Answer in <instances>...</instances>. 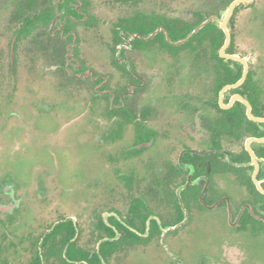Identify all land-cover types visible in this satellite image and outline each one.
I'll return each instance as SVG.
<instances>
[{
    "label": "trees",
    "instance_id": "16d2710c",
    "mask_svg": "<svg viewBox=\"0 0 264 264\" xmlns=\"http://www.w3.org/2000/svg\"><path fill=\"white\" fill-rule=\"evenodd\" d=\"M131 8V13L111 21L109 40L103 41L102 47L107 49L110 56L112 70H99L90 65L83 57L81 50V34L78 29L83 26L98 33L101 18L92 11L93 0H14V9L8 15L7 34L9 41L6 43L7 66L0 62V103L5 99L7 86L18 84L17 68L20 60V51L29 49V44L34 43V50L49 51L50 58L59 63L58 71L67 74V84L80 82L82 85L95 87L96 103L104 100L102 115L112 119L107 131V143H115L124 135L127 124L137 126V136L134 144L122 155L137 157L150 145L154 132L137 121L138 113L127 106V95L131 87L138 93L147 84L141 73H136L137 68L133 60L130 67L125 62L126 49L120 47L124 42V33H138L148 36L158 27L162 26L168 31L172 40L185 38L196 26L201 24L211 11L192 9L186 16L171 15L168 12L147 10L142 7L144 0H112ZM232 0H216L215 5L226 7ZM257 1L248 6H255ZM8 8V0H0V8ZM242 7L239 6L235 13ZM234 19L230 26L233 27ZM100 38H104L101 36ZM31 39V41H30ZM225 40L224 31L217 24L211 22L196 33L189 41L181 45L171 44L163 30L154 37L145 40L136 37L132 44L134 49L151 50L158 47L163 52L179 53L182 49H189L193 53L194 66H200L202 55L206 47L210 55V67L214 73V97L211 102L215 105L216 120L209 121L208 149L188 151L182 156V162H191L195 167V176L201 174L212 175L214 172L223 171L233 173L237 181L243 185L249 196L243 200L237 210H232L235 219V228L260 234L264 231V194L261 193L253 179V166H236L228 161L218 158L224 153L216 152L217 148L229 147L235 162H248L250 154L244 146L249 136H264V123H258L248 118L245 105L237 101L231 108L223 109L218 103L220 89L229 83H235L243 73L242 63L230 60L226 62L219 55V49ZM236 41L235 31L232 30V43L229 52L234 49ZM208 45V46H207ZM1 59V58H0ZM92 72L91 75L89 73ZM256 69H251L245 82L232 89L245 95L253 105V113L264 116V80L258 75ZM79 75V76H78ZM86 75V76H85ZM84 76V77H83ZM95 77V78H94ZM128 79V83H124ZM11 94V93H10ZM130 101V99H129ZM2 105H0L1 107ZM114 119V120H113ZM236 143L238 150L232 148ZM254 150L264 158V143H253ZM258 175L264 178V161ZM178 173L183 170L180 164L171 167ZM114 174L124 185V196L127 201L126 209L118 207L114 199L107 203L99 202L94 205H82L84 211L92 219L95 226V237L91 243H81V236L86 229L83 223H75L72 218L50 205L35 207L31 211V219L27 229L18 233L17 260L11 257L9 232L12 222L9 213H0V264H115L122 255L129 253L134 248H144L151 245L162 235V226H169L180 222L184 218L183 207L191 210L188 201L192 195L197 207L202 209L204 204L215 207L217 198L209 196L199 185H187L181 192L177 188L184 184L185 179L178 181L172 189L155 188V176L152 165L142 173H137L134 168L130 170H115ZM264 186V182H263ZM64 194H68L64 191ZM223 197H227L223 195ZM160 200V202L158 201ZM171 201H174L172 203ZM159 202V203H158ZM227 202L224 199L220 206ZM207 205V206H208ZM104 212H116L109 217V223L104 218ZM175 214L173 220L166 219V215ZM82 215V214H81ZM160 217L161 223L157 219ZM82 217V216H81ZM83 219V217L81 218ZM22 226L20 225L19 228ZM22 231V232H21ZM25 238L28 242L25 245ZM79 260V262H77Z\"/></svg>",
    "mask_w": 264,
    "mask_h": 264
},
{
    "label": "flooded vegetation",
    "instance_id": "af4514ba",
    "mask_svg": "<svg viewBox=\"0 0 264 264\" xmlns=\"http://www.w3.org/2000/svg\"><path fill=\"white\" fill-rule=\"evenodd\" d=\"M233 1L234 0H232L226 7L218 8L214 3L216 2V0H205L203 1V3H206L204 7H196L193 9H203V10L205 9V10L211 11L210 15H208L204 21L210 19L207 22V24L213 22L217 24L218 27L224 31V29L221 27V22L224 19V14L222 13ZM254 1H257L255 6H248L250 3H253ZM239 6H241L242 9L239 10L238 13H235L236 9ZM186 14L183 16H186ZM171 15H177V14H171ZM233 19H234V23H233V27L231 28L230 23ZM227 25L231 32V41L228 47L226 48V52L229 54H239L240 56L246 58L248 66H249V72L251 69H256L257 73H259L258 75H260V77H263V80H264V0H253L249 3H246L245 5H238L235 8L234 12L232 13L231 17L229 18ZM162 30L166 34V30L164 28ZM232 30H234L236 34V41H235V46H234V49H236V52L228 51L232 43ZM190 33L187 36H189ZM132 35L133 33H130V34L124 33L125 40L122 43L124 44L123 47L126 49V53H125L126 55H125L124 60L127 63L128 67H130V64H129L130 60H133L135 62V60L129 54V52L131 51H137V52L143 51V52H148V53L155 52L153 54H158V55L160 54V52H163L158 47H153L151 50L134 49L132 42L135 38H132ZM192 37H190L189 40ZM166 38L171 44H174L168 39L167 34H166ZM225 39H226V34H225ZM242 40L246 41V45L250 47V50H249L250 56L245 54L244 51H241L242 50V47H241ZM172 41L176 42L178 40H172ZM224 43H225V40H224ZM181 44H178V45H181ZM174 45H177V44H174ZM33 46H34V43L31 42V45L29 46V50L32 51V54L28 56V59L30 61V63H28V66H29L28 75L30 76L29 83H27L28 87L29 85L38 86L40 82L39 77L40 76L42 77L43 74L45 76L46 74H48V73H42V74L36 75L33 72V64L34 62H36L35 59L37 56V51L33 49L34 48ZM221 48L219 49L220 57H222L228 63L230 60H234V59L221 56L220 54ZM39 51H44V50L41 49ZM165 53H168L170 55V57L173 59V62L169 64L168 68L165 69L164 73H158L157 75L158 81H157V90L155 92V97H154L155 101L152 99L150 103L148 102L147 104L143 105L140 108H137L136 106L134 107V105L132 104V99L140 96L141 94L145 92L147 88L146 86L147 84L143 86L142 90L139 91L138 93L133 92L134 88L131 87L132 94L129 92V94L127 95V98H128L127 106L130 107V109L133 112L138 113L137 121H141L144 124V126L150 128L154 132L150 145L143 151V153L140 154V156L138 157L134 155L131 158L142 157L144 156L145 153L150 151L149 150L150 148L152 150L154 149L153 160L150 164L149 163L145 164L144 171L146 172V169L152 165V170L155 176L154 186L158 190H160L161 188H165V189L172 188L173 189L176 186L175 184L178 181H182L185 179L184 184H182L181 186L177 188L178 194H179V189H181V192H182V190L185 189L188 184L200 186L202 182L204 181L205 183H203L202 187L203 189L206 190V193L210 197L214 196L215 198H217L219 194H220V197L222 196L221 199L217 198L214 200L216 201L215 207H209V205L206 203L204 204L205 207L200 209L197 207L196 202H194L195 199H193L191 195L188 203L191 206H193L192 209L189 210L186 207H183V210L185 213L184 218L176 224L169 225V226H176V228L174 229L171 228L167 231H164V229L168 226H162V231H163L162 235L157 240H155L153 244H155L158 247H162L166 251V253L168 254V257H170L169 258L170 262H166L167 264H181L180 259L177 258L173 253H171V249L167 243V237L172 235V233L177 232L182 227L186 226L187 223L191 222L195 218L197 219L198 217L199 218L201 217L200 218L201 220L214 219L213 221L215 222L217 221L216 222L217 230H219L220 227L226 224L227 228L229 229V232H233L234 234L247 233L248 236L250 237H262L264 239V231L261 232L260 234H253L249 231H241L235 228V219L233 217L232 210H237L240 207L241 202L249 196V193L246 190V188L237 181L235 174H233L232 172L226 174L223 171H217V172H214L210 176L208 174L203 173L199 176L194 177V174H195L194 165L191 162H182V156L186 152L196 151V150L201 152L202 150L209 148L208 138L210 137V135H209V128L207 127V125L209 124L210 120L213 121V120H216L217 118L216 117V114H217L216 107L211 102V100L214 97V89H213L214 88V73L210 67L211 59H210V55L208 52V48L206 47V52L202 55L200 66H194L193 53L189 49H182L181 51H179V53H176V52H173V53L165 52ZM235 61H238V60H235ZM238 62L242 63L243 72H244V69H245L244 63L241 61H238ZM46 64L47 65L51 64L52 68L55 67L54 69H51L52 73L58 72L60 75L64 77L63 80L67 82V74L62 73L58 71L57 69L59 66V63H56L51 59V63L48 62ZM136 68H137L136 73H141L146 80L148 77L147 74L141 69H139L137 64H136ZM112 72L118 73L114 70H112ZM249 72L245 80L247 79ZM91 74L92 72L89 73V75ZM241 77L239 79H241ZM63 80H60L59 83L52 85L55 91H61L62 89H66L70 93H72L74 96L75 94L78 93L81 99L83 98L87 99L88 102L86 104H87L88 110L92 113V115H96L97 103H96L95 87L91 85L83 84V86H80L79 88H77L79 84H81L80 82H77L78 84H76L75 87H72L73 89H70V88H66L67 86H65L66 84H64ZM245 80L243 81V83L245 82ZM146 81L148 82V80ZM124 83H128V79H124ZM229 84H233V83H229ZM222 88L220 89L219 94H218V103L221 108L229 109L237 101H240V100H236L231 107L224 108L220 102V92ZM235 88H231L225 91L224 97H223V101L225 104H228L230 102L233 95L241 94L240 92H233L232 89H235ZM82 89H85L84 91V95H86L85 97L82 96L83 93H81L80 91ZM16 91H17V85L6 87V90H5L6 93L4 95L5 99L3 103H0V105H2L0 107V114L3 112V108H4L3 106H7V107L11 106L10 104L13 103L12 96L15 94ZM241 95L247 98L245 95L243 94ZM42 99H43L42 103L44 105L46 104L45 106L47 109L50 108V105H53V106L56 105V102L49 101V98L47 97H42ZM33 106L36 107L38 111L44 110V108L40 109L36 105H33ZM252 112H253V105H252ZM14 114H15L14 111H11L10 109V112L7 115V118H10V117L13 118ZM246 114H247V107H246ZM259 117H264V116H259ZM104 119L106 121L105 124H99L96 118L94 117H92L89 121V124H88L90 127L89 136L91 140L92 139L94 140L89 150V154L91 157H97L99 153H102L104 144L105 145L114 144V143H107L105 140L107 139L106 137L107 131L110 128L112 119H108L106 117H104ZM255 122L264 123V121H255ZM18 127H19V124L18 125L16 124V126H14L13 128L15 130V128H18ZM129 131H130L131 137L130 139L128 138L129 141L127 142L126 135ZM0 135H1V130H0ZM20 135L21 133L19 134V136ZM19 136L16 137L14 134L13 139H17ZM136 136H137L136 124L134 123L127 124L124 130L123 137L115 141V143H118L120 141H126L128 144L124 146L123 150L125 152L134 144L136 140ZM250 137L262 138L264 136L247 137L244 142L245 148H246V141ZM42 138L43 137H41V139ZM43 142H45V140H43ZM25 143H27V140L22 142V144L24 145L23 153L15 152V154L17 155L19 154V156L20 155L26 156L30 145L27 143L28 145L25 146ZM34 143L36 145H39L38 141L36 142L34 141ZM48 143H49V140L47 139V144H45V146L40 144L39 147L40 146L44 147L47 151H50L52 155L53 154L57 155L56 151H58V149L61 148L60 147L61 145H57L51 150ZM253 143H264V141H252L251 142L252 148H253L252 146ZM232 148L235 150H238L240 148V145L236 143L234 146H232ZM229 149H230L229 147H225V148L222 147V148H217L214 150H216L217 153L218 152L224 153V156L222 154L218 155L219 159H222L223 161L224 160L228 161L232 163L233 165H236V166L252 165L253 166L252 179H253V174L256 169V166L253 163H251L252 156L250 152L247 150V148L246 150L250 154L251 158L248 162H243V163L233 161V157H232V154L229 152ZM122 151L120 152V154H122ZM255 153L257 155V160L259 162V171L257 174V178L259 179L258 175L262 168L261 162L264 161V158L259 156L256 151ZM128 158H129V155L124 154V159L127 160V162L129 161ZM177 164H180L181 167L183 168V170L178 173L171 170L172 165L177 166ZM12 171L13 172H12V177L10 179V184H8L6 188L2 187L0 184L1 191L6 195V197H0V206L1 208H3V210L0 211V213L1 212L9 213V215H11V218H12V222L10 225L11 231L9 232V236H10V243L13 244L10 250L11 257L13 260L15 261L17 260V254H18L17 250L18 249L20 250L22 248V247H19L17 244L18 243V233L21 229H27L28 227L27 224L30 222V219L32 216L31 211L34 207L36 209H41L42 206L50 205L52 207H55L56 209H59L58 211L65 214L67 218H72L75 223H83L86 229H84V232L82 236L80 237L81 243L88 244L92 242V239H94L95 237V229H94L95 226L92 224V219H90L88 215H86L85 217L82 216L83 219H81L82 218L81 214H78V215L67 214L62 208V206H64L68 201L75 202L79 199V197L74 196V191H73L74 189L72 187H69V189L68 187L67 188L65 187V189L64 187L63 188L59 187L60 186L59 184H63V181H62L60 173L58 172L59 167H58L57 162L52 167L42 166L40 167L39 170L31 169V172L29 173L28 177H25V179L24 177H18L17 166H15V169L12 168ZM52 172L53 174H55L54 181L51 179V177L50 179L52 181L49 179L50 173ZM259 180L261 182V185L263 186L264 178L259 179ZM70 188H72L73 190H71ZM88 188H89V190H87L88 192L89 191L93 192L94 189L90 184L88 185ZM239 189H242V191L246 192V194L242 197L241 196L238 197V194H240ZM21 191H23V194H21ZM64 191H67L68 194L65 195ZM181 192L179 194L180 197H181ZM223 195H226L227 197H223ZM53 198H56L58 200L54 202L55 200L53 201L52 200ZM224 199L226 200L227 203L225 205L220 206L221 202H223ZM66 200L68 201L66 202ZM92 200L93 198H90V196H88V198H84L85 204H81V206L82 205H94L92 203ZM60 201L62 202L60 203ZM158 201L160 202V200ZM171 202L174 203V201H171ZM6 206L10 208L9 211H6L5 209ZM186 211H187V218H186ZM218 212L219 213L221 212V215L223 217L222 221L215 217L216 215H218ZM105 213H110L108 218L104 217L107 223H109L108 219L111 215H116L117 218H120V216L116 214V212L115 214H113V212H104V214ZM174 218H175V214L169 213L166 215V219L168 220H173ZM157 219L161 223L160 217L157 216ZM20 225L22 226L21 228H19ZM86 234L87 236L85 237ZM27 242L28 240L27 238H25V245L27 244ZM150 247L151 245H148L144 247L143 249H147ZM159 260L163 261V257H159ZM80 261H82L85 264H88L83 260H80ZM77 262H79V260ZM207 263H208L207 261L206 262L201 261L199 264H207ZM104 264H107V263H104Z\"/></svg>",
    "mask_w": 264,
    "mask_h": 264
},
{
    "label": "rangeland",
    "instance_id": "374dc122",
    "mask_svg": "<svg viewBox=\"0 0 264 264\" xmlns=\"http://www.w3.org/2000/svg\"><path fill=\"white\" fill-rule=\"evenodd\" d=\"M203 1L205 0H144L141 5L147 10L155 9L170 14L185 15L190 9L204 7L206 3H203ZM13 2L14 0H8L9 7L0 8V62L6 63V66L8 61L6 43L9 41L6 36L10 33V30L7 29L8 15L14 9ZM92 11L101 18V22L98 33L85 28L84 25L78 27L82 38L81 50L83 57L85 56L88 63L97 69L111 71L110 56L107 49L104 46L102 47V43L109 40L108 34L111 21L123 15H129L131 8L128 5L122 6L112 0H93ZM101 36L104 38H100ZM28 41L27 45H31V42ZM123 46L124 44L120 47ZM241 47V51L250 56V47L246 45V41L242 40ZM153 53L129 52L138 68L148 76L145 92L132 99V104L137 108L155 99L157 75L158 73H164L169 64L173 62L168 53L160 52L159 55ZM30 54H32V51L28 48L20 51L17 68V91L12 96L11 108L3 106V112L0 114L1 186L6 188L10 184L12 168L15 169V166H17L18 177H24L25 179L31 169L39 170L42 166L52 167L57 162L58 172L63 181V184H59V187H64V189L65 187H68V189L72 187L74 190L70 189L74 191V196L79 197L75 202L66 200L69 203L67 202L62 208L67 214H82L81 216L85 217L87 211L83 210L81 204H85L84 198H88V196L93 198V204L107 203L114 199L113 201L117 203L118 207H121L122 210L126 209L128 202L122 199L125 192L124 185L114 172L117 169L128 171L134 168L137 173L143 174L145 164H150L153 160L154 149L150 148V151L145 153L144 156L131 158L127 162L120 155V152L128 144V138L131 137L129 131L126 135L127 142L120 141L112 145L104 144L102 153H99L97 157H91L89 150L94 140L90 139L88 124L92 117L96 118L99 124H105L106 121L101 115L104 100L99 101L96 115H92L87 108V99H81L78 93L75 94V97L66 89L55 91L52 85L59 83L64 77L58 72L52 73L51 69L55 67L52 68L51 64H46L51 63V53L49 51H37L36 62L33 64V72L36 75L48 74L39 77L38 86L29 85L28 87L27 83H29L30 77L28 75V63H30L28 56ZM64 84H66V88L73 89L72 87H75L78 83L69 86L64 81ZM80 86L83 85L79 84L77 88ZM80 91L83 93L82 96L85 97V89ZM42 97H47L49 101L56 102L57 106L50 105V108L47 109L46 104L42 103ZM33 105L46 110L38 111ZM10 109L15 113L13 118H7ZM16 124H19V127L14 130L13 127ZM14 134L19 137L13 139ZM47 139L51 150L57 145H61V148L56 151L57 155H52L44 147H39L40 144L45 146ZM25 140L30 145L26 156L15 154V152L23 153L24 145L22 142ZM34 141H38L39 145H36ZM27 143H25V146L28 145ZM52 174L53 172L50 173L49 179L51 177L54 181L55 174ZM89 184L93 187V192L87 191L89 190ZM1 186L0 197H6L1 191ZM239 192L238 197L246 194L242 189H239ZM21 194H23V191H21ZM56 198L52 200L56 202L58 200ZM5 209L6 211L10 210L7 206ZM2 210L3 208L0 206V211ZM109 215L110 213H105L104 217L108 218ZM215 217L221 221L223 219L221 212H218ZM200 218L193 219L186 226L167 237L171 253L180 259L181 264H199L201 261H207V264H264V239L262 237H250L247 233L234 234L229 232L226 224L217 230V221H213L214 219L201 220ZM159 257H163V261L159 260ZM169 258L162 247L152 243L150 248H134L129 253L123 254L121 259L115 261V264H167L166 262H170Z\"/></svg>",
    "mask_w": 264,
    "mask_h": 264
},
{
    "label": "water",
    "instance_id": "95a60500",
    "mask_svg": "<svg viewBox=\"0 0 264 264\" xmlns=\"http://www.w3.org/2000/svg\"><path fill=\"white\" fill-rule=\"evenodd\" d=\"M253 0H234L224 11L222 14H224V19L223 21L221 22V27L224 29L225 31V34H226V39H225V43L224 45L222 46L221 50H220V54L221 56H224L226 58H230V59H234V60H238V61H241L244 63L245 65V69H244V72H243V75L241 77V79H239L236 83H233V84H227L225 85L221 92H220V102H221V105L224 107V108H229L231 107L234 102L236 100H240L241 102H243L246 107H247V115L250 119L254 120V121H264V117H259V116H256L253 114L252 112V105L250 103V101L245 98L244 96H242L241 94H235L232 96L230 102L228 104H225L224 101H223V97H224V93L225 91H227L228 89H231V88H235L239 85H241L243 83V81L245 80L248 72H249V66H248V63H247V60L246 58L240 56L239 54H229L226 52V48L228 47V45L230 44V41H231V32H230V29L228 28V20L229 18L231 17L232 13L234 12L235 8L238 6V5H245L246 3H249ZM210 19L204 21L202 24H200L198 27H196L191 33L189 36H187L186 38L182 39V40H178L176 42H173L171 39H170V36H169V33L168 31L166 30V34H167V37L168 39L174 43V44H181V43H184L186 42L187 40H189L190 37H192L195 33H197L200 29H202L206 24L207 22L209 21ZM163 29V27H158L154 32L150 33L148 36H142L138 33L136 34H133L132 35V38H136V37H142L143 39L145 40H148L152 37H154L156 34H158L161 30ZM123 45V44H122ZM121 46V45H120ZM252 141H264V137L262 138H258V137H250L247 139L246 141V148L247 150L250 152L251 156H252V161L251 163H253L255 166H256V169L254 171V174H253V180L254 182L256 183L258 189L264 193V187L261 185V182L260 180L257 178V174H258V171H259V162L257 160V155L255 153V151L253 150V148L251 147V142ZM181 192V189H179V194ZM186 218H187V211H186ZM174 229L176 228V226H168L164 229V231H167L169 229Z\"/></svg>",
    "mask_w": 264,
    "mask_h": 264
}]
</instances>
